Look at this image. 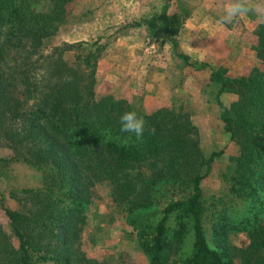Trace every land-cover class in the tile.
<instances>
[{
    "label": "trees",
    "instance_id": "1",
    "mask_svg": "<svg viewBox=\"0 0 264 264\" xmlns=\"http://www.w3.org/2000/svg\"><path fill=\"white\" fill-rule=\"evenodd\" d=\"M48 1L50 10L36 6V0H0V144L12 150L13 159L42 167L46 184L43 191L22 190L28 195L18 199L21 210L5 208L17 243L0 228L5 242L0 264H99L82 250L81 236L100 181L109 182L113 199L134 208L154 205L165 184L170 190L164 193L160 220L143 221L137 230L149 264H165V248L178 254L175 264H264V222L257 220L260 210L250 212L256 202L264 203V23L255 29L261 65L240 77L228 75L223 66H197L178 50L177 25L167 15L173 0H163L160 12L130 25L146 22L151 39L168 40L175 55L209 71L210 80L218 83L225 130L240 146V173L233 175L228 194L248 202L234 220L219 196L214 203L219 200L222 207L215 212L204 204L201 182L220 153L203 156L198 129L182 105L144 112L111 94L97 97L96 66L105 43H65L46 51L44 39L54 34L74 0ZM67 51H73V59L65 57ZM225 91L237 94L226 107L219 99ZM132 110L146 122L139 140L120 132V116ZM137 166L146 167L142 176L135 174ZM212 217L216 220L209 227ZM189 222L190 249L179 252ZM208 229L219 242H210ZM239 233L241 246L228 235Z\"/></svg>",
    "mask_w": 264,
    "mask_h": 264
},
{
    "label": "rangeland",
    "instance_id": "2",
    "mask_svg": "<svg viewBox=\"0 0 264 264\" xmlns=\"http://www.w3.org/2000/svg\"><path fill=\"white\" fill-rule=\"evenodd\" d=\"M157 1L74 0L66 7L67 15L57 24L54 34L52 33L44 39L45 49L46 51H50L54 46H62L65 43L86 42L90 44L98 39L101 43H105V57L108 53L119 54L121 51L129 49L130 46L138 47L141 56L138 59H133L134 66L137 67V70L142 66L145 75H147V81L152 83L154 81L151 80L152 75L159 69V63H161V58L164 56L162 47L171 46V44L166 39L154 42L153 38L151 39L148 34L146 22H141V25L138 26L130 25L139 22L140 19L142 20V11L146 7L149 8V12L160 11L161 7H156ZM185 2L186 0H175L167 14L174 25H179L178 28L174 26L178 30L189 17L188 15V17L185 16V10H189ZM35 5L45 10H50L52 7L51 2L48 0H36ZM190 13L189 10L188 14L190 15ZM178 30L176 33L177 40ZM231 45L235 46V48H241L242 46L236 37L231 41ZM144 47L145 50L143 51ZM163 48L165 51L169 49ZM252 50L255 63L251 66L261 65L254 46ZM73 55V51L65 53V57L70 60L73 59ZM120 56L122 57L121 54ZM124 61L126 62L127 60L124 59ZM111 63L109 58H105L96 66V96L100 97L111 94L117 99L129 100L128 102L133 108L144 112H151L162 106L174 105V107H178L182 105L183 109L189 114L193 125L198 129L200 150L203 156L207 159L212 152L220 153L214 158L201 182L202 194L205 198L204 204L208 208L207 210L215 212L222 207L221 202H223L227 206V209H232L231 212L234 220L240 218L242 211L247 208L248 202L239 198L232 199V196L228 194V188L230 182L233 180V175L240 173L239 167L237 168L236 165V161H239L237 157L240 154V146L238 142L230 138V133L225 130L221 118L222 108L217 98L219 85L218 89L214 90L216 95H211V98H209V88L205 85L203 77H199L196 79L195 84L190 87V92H195V96L181 97L176 95L172 98L170 97L169 100L159 99L160 101L157 102H149L150 100L140 102V100L133 99L130 95H124L122 90L117 89L122 84L121 81L117 82L112 92L108 91L111 87L108 77H113L114 73L119 74L120 70L125 69L120 64L116 66L117 68H111ZM172 63L178 68V64H181V62H178V64ZM232 66L235 65L233 64ZM251 66L247 68L245 65H237L238 68L235 66L232 69L237 74L230 75L228 72L227 74L233 77L245 76L251 70ZM181 78L183 77L181 76ZM182 81L180 83L178 81L177 84L181 86ZM115 89L117 90L115 91ZM157 94L158 96H162L160 92ZM219 99L226 107L237 99V94L233 91H225L220 94ZM13 156V152L9 147L0 144V159H6V161L0 164V228L9 236L11 242L16 244L17 240L12 231L9 217L5 213V208L21 210L18 199H23L28 195L22 192V190L36 188L42 190L46 187V184L42 167L13 159ZM135 169V174L138 172L140 176L146 171V167L137 166ZM202 170L205 171L204 167ZM138 179L141 178L139 177ZM108 183L106 181L97 182L93 192V201L87 206L89 218L81 236L82 250L86 253L87 257L96 259L99 264H149V256L139 246L137 230L143 221L151 219L152 223H156L160 220L163 216L162 209L166 205L164 193L170 190H167V185L165 184L157 194V199H155L157 202L154 205L134 208L128 202L113 199ZM185 191L180 189L179 193L185 194ZM217 196L222 198V200H220L221 202L218 200L214 203V198ZM254 207L250 212L254 213L255 210H260L257 220L264 222V203L256 202ZM176 214L177 212H173L170 217L169 223L172 226L175 223L173 217ZM212 220L215 221L216 218L212 217L208 219L207 225L209 227L212 225ZM186 228L187 235L183 247H181L179 252H187L190 249L192 241L191 222L188 223ZM230 232L233 231H229L228 233ZM228 235L232 244L237 246L243 244L244 237L241 233L237 236ZM208 238L212 244L219 242L213 240L210 229H208ZM0 249L2 253L5 251L3 238H0ZM164 255L166 256L165 264H175L173 260H175L178 254L170 255L168 249L165 248ZM37 261L40 262V260ZM39 264L48 263L40 262Z\"/></svg>",
    "mask_w": 264,
    "mask_h": 264
},
{
    "label": "crops",
    "instance_id": "3",
    "mask_svg": "<svg viewBox=\"0 0 264 264\" xmlns=\"http://www.w3.org/2000/svg\"><path fill=\"white\" fill-rule=\"evenodd\" d=\"M174 2L175 0H173L169 10ZM226 2L227 0H186L185 3L188 5L191 13L184 21L182 27L178 30V50L189 56L190 60L195 65L205 62L215 69L224 66L229 69L227 70L228 74L235 75L237 73L232 70L235 66L245 65L248 68L255 63L252 49L257 43L255 29L259 22L256 20L255 16L249 15L239 19L231 25L219 24L217 21L221 12V6ZM156 4V7H161V11L164 5L163 0H158ZM160 11L155 10L149 12V8L146 7V9L142 11V19H148L149 13L151 17L154 13ZM234 37L238 38V41L242 44V46L240 45L241 48H235V46L233 47V45H231V41ZM153 40L155 42L163 39L159 38ZM163 47L169 49L165 51ZM163 47L162 53L164 56L161 58V63H159V69L152 75L151 80H154L152 83L147 81V75H145L142 66L139 70L134 66L133 59H138L141 56L138 47L135 48L130 46L129 49H125L119 54L108 53L105 57V54H103L98 60L97 65L100 64V61L103 59L109 58L112 62L111 68H117L116 66L118 64L125 67V69L120 70V75L114 73L113 77H108L111 86L108 91L112 92L117 82L121 81L122 84L117 89L122 90L124 95H130L133 99L140 100V102L147 100H150L149 102H157L160 100H169L170 97L172 98L176 95L181 97H190L189 95L195 96V92H190V87L195 84L197 78L203 77L205 85L209 88V98H211V95H216L214 90L218 89V84L210 80L209 71L193 68V66L186 64L181 57L175 55L172 52L171 46ZM144 50L145 47L143 48V51ZM201 57H203V59H201ZM124 59L127 61L125 62ZM172 62L177 64L181 62V64H178V68ZM233 64L235 66H232ZM181 76L183 78H181ZM181 80H183V83L180 86L177 82L179 81L180 83ZM117 89H115V91ZM159 92L162 96H158L157 93Z\"/></svg>",
    "mask_w": 264,
    "mask_h": 264
},
{
    "label": "clouds",
    "instance_id": "4",
    "mask_svg": "<svg viewBox=\"0 0 264 264\" xmlns=\"http://www.w3.org/2000/svg\"><path fill=\"white\" fill-rule=\"evenodd\" d=\"M249 15L255 16L259 23H264V0H227L221 6V12L217 22L221 25H231ZM119 124L120 132L134 135L138 140L145 133L146 122L134 110L124 112L120 116Z\"/></svg>",
    "mask_w": 264,
    "mask_h": 264
}]
</instances>
